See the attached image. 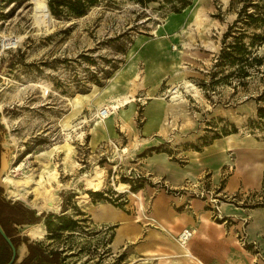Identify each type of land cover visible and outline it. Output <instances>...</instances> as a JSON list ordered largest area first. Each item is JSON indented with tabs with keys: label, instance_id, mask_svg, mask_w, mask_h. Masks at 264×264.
Returning <instances> with one entry per match:
<instances>
[{
	"label": "rangeland",
	"instance_id": "rangeland-1",
	"mask_svg": "<svg viewBox=\"0 0 264 264\" xmlns=\"http://www.w3.org/2000/svg\"><path fill=\"white\" fill-rule=\"evenodd\" d=\"M187 1L175 11L180 0H97L83 15L46 17L35 8L37 2L46 8L48 0H0V199L44 213L38 222L11 225L29 241L64 251L68 264H131L130 247L113 244L114 223L93 222L89 211L104 202L151 221L154 193L163 188L179 194L189 183L178 190L163 185L154 173L161 167L157 155L184 165L196 151L217 141L214 149L235 134L218 179L213 182L209 173L189 183L198 197L194 192L204 182L214 194L224 189L236 155L254 161L264 152L262 143L246 147L250 139L264 142L257 121L264 70H252L239 82L236 65H224L219 57L236 39L235 30L228 36L225 31L239 5ZM253 31L264 28L249 27L246 42ZM4 35L15 43L4 47ZM257 51L264 54V43ZM174 91L180 94L176 103ZM106 103L109 115L100 120L96 106ZM156 104L159 123L147 127ZM121 110L129 113L127 119ZM17 185L29 201L41 204L47 196L56 201L37 212L11 195ZM261 193L264 177L259 188L219 193V210L208 206L215 222L224 218V202L241 211L229 217L238 225L228 229L221 254L209 262L264 264V220H255L252 211L264 206ZM109 210L115 213L112 206ZM58 216L68 229H58L63 222ZM47 218L53 220L51 230ZM33 224L44 230L41 237L24 234Z\"/></svg>",
	"mask_w": 264,
	"mask_h": 264
},
{
	"label": "crops",
	"instance_id": "crops-1",
	"mask_svg": "<svg viewBox=\"0 0 264 264\" xmlns=\"http://www.w3.org/2000/svg\"><path fill=\"white\" fill-rule=\"evenodd\" d=\"M158 123L159 119H154L146 124L150 127ZM235 137V134H228L223 138V144L219 143L216 148L211 149L217 141L209 144L202 151H196L199 154L192 155L184 165L173 162L168 156L157 155L161 167L154 170L155 177L159 180L163 179L161 183L174 190L182 188L185 181L194 184V179L198 180L204 174L211 173L209 178L214 182L218 179L220 168L226 160L225 148L229 149L232 146ZM255 143H262L264 146V142L250 139L246 147L254 150L255 145L259 146ZM258 152L259 156L254 161H251L250 157L247 159L244 155L235 156L237 159L235 171L225 181L224 189L218 190V195L239 187L255 189L261 186L262 177H264V152ZM189 183L188 188L179 191L181 192L179 194L175 191H165L163 188L157 190L151 200L149 213L151 221H140L139 215L130 217L122 209L104 202L91 209L89 214L93 222L114 223L113 244L123 250L127 246L130 247L126 261L131 264H194L184 254L183 248L176 239V234L184 227L194 230L193 235L186 242L191 252L203 264H213L209 262V259L221 254L219 246L223 244L228 229L234 230V226L238 225L237 222L228 220L229 217L241 211L238 207L224 202L223 220L213 221L212 213L208 208L211 206L208 199L192 196L190 190L194 188V185L190 187ZM207 184L210 183L204 182L203 187L212 189L211 185ZM197 187V190L201 188ZM109 206L114 208L115 213L109 212ZM252 211L255 220H264V206L255 207ZM19 248H21L20 255H23L25 244Z\"/></svg>",
	"mask_w": 264,
	"mask_h": 264
},
{
	"label": "trees",
	"instance_id": "trees-1",
	"mask_svg": "<svg viewBox=\"0 0 264 264\" xmlns=\"http://www.w3.org/2000/svg\"><path fill=\"white\" fill-rule=\"evenodd\" d=\"M137 1L146 3L150 0ZM180 1V7L174 5L175 11H179L181 7L188 3L187 0ZM95 3H97V0H48L47 5L51 14L61 17L63 13L76 16L83 15ZM232 3H237L239 10L237 17L225 31V35L228 36L232 30H235L237 32L236 39L224 45L219 57L224 65H236V76L239 77V82H243L242 80L247 76L254 74L252 70L255 72L264 70V68H260V65L264 63V54H259L257 51L258 46L264 43V32L253 31L250 40L248 42L244 40L249 27L264 28V0H232ZM258 98L264 100V92ZM257 121L260 126L264 127V104H259L257 107ZM261 204L264 205V203ZM6 208H11L12 212L5 215L3 211ZM43 215L44 213L36 215L18 203L12 204L9 201L0 199V223L17 248L14 264H68L64 251L49 248L41 241H29L27 237L19 235L15 227L11 225V223H35L40 221ZM58 218L63 220L58 229H68L70 227L64 221L63 216H58ZM6 220L10 222L11 227L6 225ZM52 222L53 220L50 218L45 220V225L49 230H51ZM22 244H25V251L23 255H20L18 248ZM10 256L11 248L0 234V264L8 261Z\"/></svg>",
	"mask_w": 264,
	"mask_h": 264
},
{
	"label": "bare ground",
	"instance_id": "bare-ground-1",
	"mask_svg": "<svg viewBox=\"0 0 264 264\" xmlns=\"http://www.w3.org/2000/svg\"><path fill=\"white\" fill-rule=\"evenodd\" d=\"M45 6L43 3L41 2H37V6L35 8L36 12H41V15L43 16L44 13L47 14V11L45 10ZM43 10V11H42ZM44 12V13H43ZM46 16V15H45ZM47 17V16H46ZM41 18V17H40ZM16 41V38H11L10 36H3V39H2V44L4 47H7L9 44H13L15 43ZM187 83V82H186ZM188 86V85H186ZM174 87V86H173ZM172 87V88H173ZM177 91V90H176ZM174 91L173 93H171V99H172V102L176 103V99L178 97H180V94L178 92ZM116 99V95L113 96L112 100H110L111 103H114V100ZM159 103V102H158ZM103 107H107V109L109 110V106H107V103L106 105L104 106H99L97 105L96 106V114L103 108ZM159 108H160V105L159 104H156L154 106V109H153V112L150 116V119H149V122L153 121L154 119L157 118L158 114L161 112L159 111ZM151 110V109H150ZM109 115V114H108ZM107 115V116H108ZM129 116V113H126L124 110H121V115L120 117L122 119H127ZM160 117V116H159ZM109 120H111L112 118L108 117ZM159 119V118H158ZM100 120H102L100 118ZM109 123V122H108ZM147 123V122H146ZM110 125V124H109ZM55 148L56 146L52 147L48 152L47 154L48 155H52V152L55 151ZM47 171H48V174L49 176L50 175H53V170L51 167L47 168ZM7 179V178H6ZM6 181V180H5ZM8 183H11L12 180L9 179L7 181ZM15 185V184H14ZM121 186V185H120ZM10 193L12 196H14L15 198L17 199H20L22 200L23 202L27 203L28 205H30L31 207H33L34 209L37 210V212H40L44 209H48L53 203L54 201H56L55 197L54 196H47L43 199V203L39 204V203H36L34 201H29L26 199V196H25V192L21 190L20 186L17 185V186H14L13 189L10 190ZM137 196V194H136ZM140 200V199H139ZM103 203V202H102ZM25 233L29 236H33V237H41L44 233V230L39 226V224H33V225H30ZM24 233V234H25ZM178 240V239H177ZM179 242V241H178ZM181 246L183 247V251H184V254L190 259V261H192V263L194 264H202V262L191 252V250L189 249V246L187 245V243H181Z\"/></svg>",
	"mask_w": 264,
	"mask_h": 264
},
{
	"label": "built area",
	"instance_id": "built-area-1",
	"mask_svg": "<svg viewBox=\"0 0 264 264\" xmlns=\"http://www.w3.org/2000/svg\"><path fill=\"white\" fill-rule=\"evenodd\" d=\"M109 114V110L107 107H103L98 113L97 116L101 119H104ZM195 196L206 198L208 202H211V206L215 208V210H219V198L218 193H212V191L206 187H201L197 192H194ZM260 198L264 197V194H260ZM262 202V201H261ZM193 229L190 227H184L181 231L177 234L178 241L181 243L187 242L191 236L193 235Z\"/></svg>",
	"mask_w": 264,
	"mask_h": 264
},
{
	"label": "water",
	"instance_id": "water-1",
	"mask_svg": "<svg viewBox=\"0 0 264 264\" xmlns=\"http://www.w3.org/2000/svg\"><path fill=\"white\" fill-rule=\"evenodd\" d=\"M46 11H47L46 16H47V17H50L51 14H50V12H49V9H48L47 4H46ZM0 234H1V236L7 241V243L9 244V246H10V248H11V256H10V258H9L8 261H6V262L3 263V264H14V262H15V260H16V256H17V248H16V246L14 245V243H13L11 237H9V236L7 235V233L5 232V230H4L3 226L1 225V223H0Z\"/></svg>",
	"mask_w": 264,
	"mask_h": 264
}]
</instances>
